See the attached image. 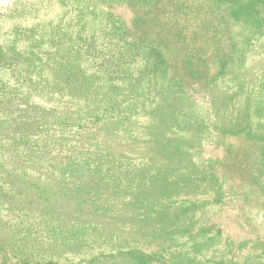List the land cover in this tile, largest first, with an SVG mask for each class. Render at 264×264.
<instances>
[{
    "label": "rangeland",
    "instance_id": "rangeland-1",
    "mask_svg": "<svg viewBox=\"0 0 264 264\" xmlns=\"http://www.w3.org/2000/svg\"><path fill=\"white\" fill-rule=\"evenodd\" d=\"M148 2L84 0L79 15L74 10L71 16L83 31L72 43L81 45L90 36L95 41L93 56L81 60L89 63L88 69L78 66L81 75L93 76L84 90L86 105L97 100L100 104L94 106V113L92 110L82 114L87 118L80 125L76 123L80 128L58 124L48 136L55 139V145L82 152L78 155L81 161L95 154L93 159L99 161L100 167L87 172L80 163H74V167L66 165L67 158L54 145L43 162H37L34 158L38 144L52 141L47 138L28 141L23 148H14V143L21 142L13 137L14 126L20 122L13 119L0 122V243L22 262L87 264V256L65 259L62 252L52 248V237L47 238V231L50 235L55 232L56 220L61 221L59 228L63 230L77 220L78 226L92 223L105 236L101 247L86 241L89 234L83 239L86 247H94V254L108 257L110 253L130 250L142 254L129 264H264V174L260 177V190L256 186L249 188L248 175L242 166L252 160L242 156L245 149L251 148L254 157L264 156L263 143L253 138V135L260 137L259 130L264 131V75L238 79L220 76L217 80L208 75L213 79L211 83L205 82L206 78L176 75L175 86L171 80L174 75L164 72L157 77L160 86L152 92L156 96L154 104L146 109L143 120L136 122L142 146L133 142L131 152L122 146V152L133 155L131 162L125 163L127 169L116 175V168L109 170L115 162L108 165L100 156L106 134L101 124L113 108L109 105L104 112V95L117 101L114 93H119L101 90L96 78L100 58L103 61V47L109 48L108 53L112 48L123 51L126 44L136 48L144 34L152 35L153 32L140 31L133 25L136 9H146ZM12 5V0H0V14L9 11ZM173 9L174 3L167 1L159 7L157 16L166 24ZM68 17L67 14L65 20ZM194 31L198 33L195 43L203 47L212 45L202 26ZM76 36L75 33L72 37ZM43 44L34 55L45 64L46 59L50 61L53 57L51 53L57 49L54 44L58 43ZM38 74L29 78L45 97L55 92L45 87L63 83L60 75L40 71ZM27 78L28 75L19 80ZM0 81L1 121L19 106L18 94L30 86L17 87L13 82H4L3 75ZM216 95L220 99L230 98L236 109L251 107L249 123L256 127L252 134L245 130H222L221 122L227 114L216 115ZM132 114L128 112L121 121L140 118L136 113L131 117ZM196 117L199 119L193 122ZM5 122L10 123L8 128H3ZM180 125L182 129H177ZM112 150L110 147L109 151ZM120 176L135 177L134 185L117 191L108 180L114 182ZM102 197L107 200L102 201ZM103 218L105 221L101 222ZM107 259V263L96 264H112Z\"/></svg>",
    "mask_w": 264,
    "mask_h": 264
},
{
    "label": "trees",
    "instance_id": "trees-1",
    "mask_svg": "<svg viewBox=\"0 0 264 264\" xmlns=\"http://www.w3.org/2000/svg\"><path fill=\"white\" fill-rule=\"evenodd\" d=\"M12 1V8L6 13L0 14V75L4 76V82H13L17 87L29 84L31 89L24 88L25 92L22 91L18 94L16 102L19 103V106L0 122L9 119L20 122L14 126L13 137L21 142L14 143L12 146L23 148L28 141L38 142L45 138L51 140L48 135L54 133L53 130L58 124L76 126V123L79 124L87 118L88 111L93 110L94 113V106H98L100 101H92V104L86 105L83 98L84 90L89 79H92L93 76L88 78L87 75H81L83 72L81 73L80 69V66L88 69L89 63H84L81 60L93 56L95 41L90 36L87 41H82L81 45L72 43V40H78L83 31L82 26L78 27L72 21L71 16L75 14L74 10L77 13L80 12V3L84 4V0ZM140 1L147 2V0ZM148 1L146 9H136L133 25L140 31L147 32L148 30L153 34H144L145 37L143 36L138 41L140 42L139 47L136 48H131L130 44H126L123 49L124 47L127 49L118 52L112 48V51L108 53L109 48L103 47V61L100 58L101 66L97 68L99 72L96 74V78L100 80V89L119 92L114 93L115 96H118L117 101L108 100L104 95V112L109 105L113 108L112 113L107 116L104 122L101 121V126L105 127L106 134L102 142V146L105 147L100 150L102 153L100 156L103 157V162L108 165L115 162L114 167L109 170L116 168V175L127 169L125 163L131 162L130 157L133 156L126 151L122 152V146L130 149L128 152H131L133 142L142 146L143 138L140 137L136 122L138 119L143 120L146 109L148 110V107L154 104L156 96L152 92H155V88L160 86L158 75L164 74V72L172 73L171 75L174 76L171 80L175 86L178 83L176 75L192 79L206 78L205 82L210 83L213 81L212 77L217 80V77L220 76L227 79H238L247 75H264V0ZM167 1L174 3V9L169 19L170 22L165 24L157 16V13L159 7ZM67 14L69 17L68 20H65ZM61 19L65 21L62 23ZM201 26L205 31L204 35L210 36L212 45L203 47L194 42V38L198 35L194 29ZM75 33L77 36L72 37ZM52 41L58 43L54 44L57 49L51 53L53 59L51 58L50 61L46 59L44 64L34 53L44 45L43 43L48 45ZM24 50L27 52L24 53ZM39 71L43 74L60 75L63 78V83L54 87H45L50 91H55L49 94V97H45L38 87L31 84L32 80L29 75H39ZM26 75H28L27 79L19 80ZM208 75L213 76L209 77ZM103 91H101L103 94H107ZM245 102L248 103V100ZM2 104L3 100H0V109ZM214 104L218 109L216 115L225 112L227 114L221 122L224 132L245 130V133L252 134L256 129L249 123L251 116L248 109L251 108L250 106L246 105L242 109H236L230 103V98L220 99L217 95L214 97ZM85 112L86 115L83 116L82 114ZM128 112L133 113L131 117L137 114L140 118L134 117V120L121 121ZM79 115L83 117L80 118ZM198 119L196 117L193 122ZM105 125L109 128L107 129ZM9 126L10 123L5 122L3 128ZM179 128L182 129V126L177 127V129ZM259 132L261 133L260 137L253 135V138L258 139L264 145V131L259 130ZM7 135L9 136V134ZM51 141L38 144V154L34 158L37 162H43L49 153L47 151L51 148L50 146L54 145L55 149L60 151L61 156L67 158L66 165L74 167V163H80L83 171L87 172L95 167H100L99 161L93 159L95 154L89 158L84 157L85 160L81 161L78 155H82V152L55 145L54 138ZM107 144L109 147H106ZM110 147L113 149L112 151H109ZM242 156L247 159L252 158L248 165L242 164L246 175H248L249 188L256 186L257 190H260L259 181L264 174V158L263 160L259 159L264 156L254 157L251 148L245 149ZM120 177L114 182L111 179L108 180V183L114 185L117 191L122 192L134 185L135 177ZM254 196L256 197V195ZM106 200L107 197H102V201ZM106 212L109 214L110 211ZM103 221L105 219L101 220V222ZM77 222L76 220L63 230L59 228L61 221L56 220L55 232L50 235V231H47V238L52 237L50 239L52 248L56 252H62L65 259L82 255L85 258L89 257L87 264H96L98 261L107 263L109 261L107 258L112 261V264H116L115 262L123 264L128 262L129 264L135 259L139 260V256H142L137 250L119 251L113 255L110 253L108 257L94 254V247H101L105 236L101 235V231L93 227L95 225L92 223L84 222V226H78ZM109 231L114 234L112 228ZM87 234L89 235L86 241L94 247H86L83 239ZM0 264L27 263L10 255L0 243Z\"/></svg>",
    "mask_w": 264,
    "mask_h": 264
}]
</instances>
